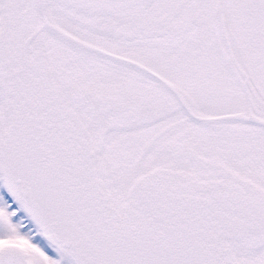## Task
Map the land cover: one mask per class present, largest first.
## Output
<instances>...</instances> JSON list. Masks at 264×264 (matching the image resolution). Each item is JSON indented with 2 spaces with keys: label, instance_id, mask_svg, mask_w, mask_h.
Here are the masks:
<instances>
[{
  "label": "snow or ice",
  "instance_id": "obj_1",
  "mask_svg": "<svg viewBox=\"0 0 264 264\" xmlns=\"http://www.w3.org/2000/svg\"><path fill=\"white\" fill-rule=\"evenodd\" d=\"M0 264H264V0H0Z\"/></svg>",
  "mask_w": 264,
  "mask_h": 264
}]
</instances>
